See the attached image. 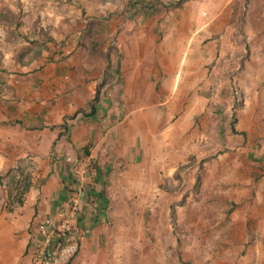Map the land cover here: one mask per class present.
Returning a JSON list of instances; mask_svg holds the SVG:
<instances>
[{
    "label": "crops",
    "instance_id": "obj_1",
    "mask_svg": "<svg viewBox=\"0 0 264 264\" xmlns=\"http://www.w3.org/2000/svg\"><path fill=\"white\" fill-rule=\"evenodd\" d=\"M233 3L235 0H225L221 14L250 9L258 21L257 26L250 22L251 28L264 29V0H246L243 5L238 0L236 6ZM208 10L203 12L208 13L206 18L194 16L197 22L189 23L141 21L142 16L138 22L128 19L117 41L114 36L121 19H109L95 37V43L106 42L98 47L103 48L102 65L94 73L76 71L77 63L68 59L18 73L17 78L16 73L0 71V264H28L30 248L39 236L38 224L72 197L77 186L75 166L86 163L95 169L96 178L87 185L80 250L69 264H264V177H255L258 166L264 170V149L260 151L264 130L260 128L259 110L247 100L240 107L222 104L208 111L204 110L205 97L202 102L194 101L193 95L208 92L212 77L211 72L197 74L195 62L214 60L216 56L210 53L205 56L206 43L210 50L218 44L220 31L232 30L230 23L216 22L217 9ZM194 11L189 10L190 14ZM16 26L11 25L14 34L22 30ZM3 34L1 24V40ZM221 37L229 38L223 34ZM195 40L198 47L194 46ZM259 58V54L250 55L251 61L258 62ZM259 74L252 69L247 75L250 92L258 89ZM241 78H245L243 74L239 81L243 89ZM184 94L192 95L187 104ZM157 108L164 110V121L156 119ZM196 111H204L198 121ZM162 124L159 131L152 129ZM181 133L186 134L185 155L178 152ZM195 138L200 146H194ZM163 142L164 149L170 150L165 159L161 154ZM195 147L200 150L198 154ZM199 154L207 159L206 171L213 168L242 178L240 196L238 191L233 199V218L239 231L230 234L236 245L228 246L220 261H207L204 255L186 247L182 259L187 262L168 263L163 259L164 233L157 218L163 212L170 216L174 200L187 209L194 201H132L116 197L112 191L118 187L122 193L128 191L130 183L140 182L146 173H177L181 165H185L186 172L196 173L200 165L192 160L199 156L200 162ZM116 199L124 207L135 206L133 203L144 206L137 213L152 216L154 229L133 234L126 231V220L117 217L122 214L115 209ZM226 199L223 201L227 205ZM121 211L135 212L132 208ZM185 213L188 224H193L194 211ZM131 237L154 238V242L143 246L137 240L131 242ZM139 249L143 250L141 255H154L155 261L138 258ZM167 250L175 252L169 246Z\"/></svg>",
    "mask_w": 264,
    "mask_h": 264
},
{
    "label": "rangeland",
    "instance_id": "obj_2",
    "mask_svg": "<svg viewBox=\"0 0 264 264\" xmlns=\"http://www.w3.org/2000/svg\"><path fill=\"white\" fill-rule=\"evenodd\" d=\"M237 1L235 0L233 5L236 6ZM239 1L243 5L246 0ZM224 6L225 0H0V25L2 24L4 33L3 40L0 39V71L16 73L17 78L18 73L54 66L58 62H62V59H68L77 63L76 71L81 72L85 69V71L94 73V69L102 65L103 48L98 47L106 42L104 39L103 42L95 43V37H97L99 29H104L105 25L109 23V19L113 17H115V21L119 17L121 19L114 36L117 41V35H120L125 24L123 22H127L128 19L138 22V17L142 16L141 21L144 18V20L157 21L158 23L175 21L189 23L197 22L194 16L206 18L208 13L204 14L205 9H209L208 12L211 9H217L216 22L224 24L228 22L232 30L220 31L217 36L214 35L218 39V44L212 46L210 50L206 43L205 56L210 53L216 56L214 60L195 62L197 74L203 73V71L211 72L212 77L211 88L208 92L193 95L194 101L202 102L205 97L207 107L204 110L207 111L208 109L216 110L222 104L240 107L246 100L250 101L259 110V124L261 130H264V59L261 58L264 55V29L251 28L250 22H256L254 25L257 26L258 21L250 14V9H234L230 15H225L221 14L223 11L221 8ZM189 10H195V14H190ZM199 11L202 13L199 14ZM11 25L20 26L22 30L20 33L15 30L14 34L11 31ZM41 31H44V34ZM221 34L229 38L223 39ZM235 35L237 38H234ZM194 46L198 47L197 40H195ZM76 49H79L77 54L75 53ZM201 52L202 50L199 51V54ZM253 53L260 55L258 62L250 60V55ZM82 63L88 64L87 68H83ZM252 69L260 72L259 87L256 91L250 92L248 90L250 78L247 75H250ZM240 74L245 77L241 78L244 80L242 82L243 89L239 83ZM245 79L249 83L247 91L244 90L246 88ZM103 82L105 83V80ZM201 87L203 89V84ZM253 89L255 90V88ZM198 96L200 99L197 98ZM190 97H192L191 94H184L185 104H187V98ZM182 112L180 110L181 115ZM232 112L234 114L233 110ZM203 113L204 111L201 114L196 111L195 121H198ZM155 115L158 121L166 119L164 110L157 108ZM234 118L235 116L232 115L231 122L235 120ZM162 126L163 124L158 128L156 125L150 128L159 131ZM261 133L264 134V131ZM225 138L229 142L230 138L227 136ZM194 143V146H200V142L197 143L196 138ZM146 144L149 145V142ZM162 144L161 154L165 159L170 150L164 149L165 142ZM178 145V152L185 155V133L179 134ZM263 149L264 147L260 148V151ZM198 151L200 150L195 147L194 152L198 154ZM199 155L201 156L200 162L199 156L192 160V163L200 165L196 173L186 172L185 165H181L177 173H146L143 174L140 182L139 180L131 182V188L128 191L125 190L122 193L119 187L115 189V192L112 191L113 194L116 193V197H128L132 201H138L140 198H155L165 201L177 198L179 202H185L187 199L194 201L187 209L186 205H176L174 200V207H171L173 212L170 211V216L163 212L157 218V225L159 224V228L164 233L162 238L165 249L163 259L168 263L187 262V259H182V257H186V247H191L198 255L200 253L199 256L204 255L207 261H220L225 255L226 248L232 244L236 245L235 239H232L234 235L230 234L232 231L234 233L236 230L239 231V224L233 218L235 208L233 199L236 197V192L239 191L238 195L240 194L242 178L240 174L219 173L217 170L213 171V168L206 171L204 162L207 159L203 155ZM258 167L259 174L257 173L255 177L260 176L261 180L264 177V170L261 166ZM243 181L246 182V180ZM225 199L228 200L227 205L223 201ZM230 199L231 201H229ZM116 201L118 205H115V209H120L119 212L122 214L117 217H123L126 220V231L133 234L141 229H154L156 221L152 216L146 214L140 216L137 213L144 206L139 207L137 203H133L135 206L124 207L120 205L119 200L116 199ZM128 208H132L135 212L123 214L121 210ZM185 211H194L193 224H190V221L188 224ZM136 240L143 246L145 243L147 246L149 242H154V238L131 237L130 239L131 242ZM168 246L175 252L168 251ZM196 249H199L198 252ZM138 252L140 253L138 258L141 260L146 258L147 261H155L154 255L147 252L141 255L143 252L141 249ZM192 259L193 257L189 261L192 262Z\"/></svg>",
    "mask_w": 264,
    "mask_h": 264
},
{
    "label": "built area",
    "instance_id": "obj_3",
    "mask_svg": "<svg viewBox=\"0 0 264 264\" xmlns=\"http://www.w3.org/2000/svg\"><path fill=\"white\" fill-rule=\"evenodd\" d=\"M75 173L77 186L72 197L38 224L39 236L30 248L28 264H69L79 252L84 231L83 202L96 171L86 163L75 166Z\"/></svg>",
    "mask_w": 264,
    "mask_h": 264
},
{
    "label": "trees",
    "instance_id": "obj_4",
    "mask_svg": "<svg viewBox=\"0 0 264 264\" xmlns=\"http://www.w3.org/2000/svg\"><path fill=\"white\" fill-rule=\"evenodd\" d=\"M93 109V108H92ZM91 111H93V110H91Z\"/></svg>",
    "mask_w": 264,
    "mask_h": 264
}]
</instances>
